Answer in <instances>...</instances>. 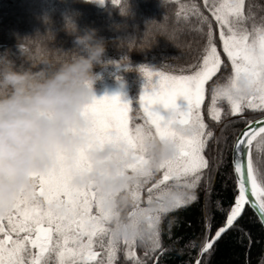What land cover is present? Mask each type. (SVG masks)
Masks as SVG:
<instances>
[{
  "label": "snow or ice",
  "instance_id": "6c2138e0",
  "mask_svg": "<svg viewBox=\"0 0 264 264\" xmlns=\"http://www.w3.org/2000/svg\"><path fill=\"white\" fill-rule=\"evenodd\" d=\"M180 10L191 34L189 61L175 71L139 66L145 77L138 96L142 123L134 127L129 117L132 100L119 95L93 99L87 107L91 120L88 143L72 163L58 162L47 173L34 175L33 187L0 213V264H113L121 245L132 264H147L148 257L165 251L160 239L163 217L196 202L201 183L205 235L193 264H200L222 234L237 227L246 207L264 225V15L258 17L245 0H184ZM181 97L182 106L177 103ZM206 99L212 120L221 122V102L228 105L224 115L233 117L227 121L231 131L224 134L226 125H222L215 136L217 154L211 163L204 154L214 136L204 120ZM149 137L172 142L175 153L161 161L157 171L145 172L146 182L133 192L137 203L128 215L139 217L131 222L140 229L139 235L115 238L108 225L110 210L93 188L74 186L71 178L90 167L89 150L113 142L125 146L126 156H134L129 169L143 170ZM221 140L230 161H226ZM226 162L233 181L227 206L217 200L216 207L209 208L215 173ZM216 211L223 219L209 238ZM176 220L168 221L169 236ZM137 245L144 249L143 257H137ZM97 247L106 251V258Z\"/></svg>",
  "mask_w": 264,
  "mask_h": 264
},
{
  "label": "clouds",
  "instance_id": "9594fccd",
  "mask_svg": "<svg viewBox=\"0 0 264 264\" xmlns=\"http://www.w3.org/2000/svg\"><path fill=\"white\" fill-rule=\"evenodd\" d=\"M99 7L111 5L128 15L131 0H84ZM63 27L72 35V47L56 46L51 27L17 36L20 64L6 49L0 52V213L7 212L21 193L33 187L32 177L53 169L58 162L70 165L88 143L91 120L87 107L96 98L93 84L103 63V38L94 28L79 29L73 15L63 14ZM45 25L50 17H42ZM187 133V129H179ZM147 161L143 170L127 167L135 158L124 154L122 143H107L87 153L90 167L71 178L77 187H91L110 210L108 225L115 238L139 235L128 212L136 206L133 192L157 171L161 161L175 153L168 140L146 138Z\"/></svg>",
  "mask_w": 264,
  "mask_h": 264
},
{
  "label": "trees",
  "instance_id": "16d2710c",
  "mask_svg": "<svg viewBox=\"0 0 264 264\" xmlns=\"http://www.w3.org/2000/svg\"><path fill=\"white\" fill-rule=\"evenodd\" d=\"M183 2L184 0H131L129 14L122 16L110 4L99 7L85 3L84 0H0V52L10 46L8 51L15 53L9 54L10 58L20 64L22 57L16 50V45H12L17 42V36L32 35L37 30L43 32L46 26L54 31L56 46L66 49L72 47V35L63 27V14L69 13L74 16L79 29L94 28L97 37L103 38L105 51L102 60L109 58L129 62L133 69L140 65H151L154 69L175 71L188 62L191 56V34L183 25L180 10ZM245 3L252 4L258 17L264 15V0H245ZM45 15L50 17L49 25L43 23L42 17ZM101 67L102 63L94 65L93 72L97 73ZM135 78L133 77L134 81H127L133 95L137 96L139 79ZM203 109L205 123L214 133L204 152L211 163L213 156L217 154L215 136L219 134L222 125H226L224 134L231 131L232 125L227 124V121L233 117L224 115L227 112L225 110L219 124L212 120L207 114V99ZM228 139L231 141V136ZM220 147L225 150L226 161H230V153L222 140ZM230 172V163L226 162L215 173L214 184L207 199L209 208L214 209L217 200L224 201V207L227 206L228 189L233 184ZM196 194V202L163 217L160 239L165 251L158 256L148 257L147 264H152L153 260L156 264H193L205 235L203 183L196 189ZM171 217H176L177 220L173 223L169 236L168 221ZM222 219V213L214 212L209 238L220 226ZM136 251L138 257L144 256L141 246L137 245ZM262 254L264 228L256 214L247 207L238 220L237 227L222 234L215 242L211 254L206 253L200 264H261ZM114 262L132 264L131 259L124 262L121 257Z\"/></svg>",
  "mask_w": 264,
  "mask_h": 264
},
{
  "label": "rangeland",
  "instance_id": "374dc122",
  "mask_svg": "<svg viewBox=\"0 0 264 264\" xmlns=\"http://www.w3.org/2000/svg\"><path fill=\"white\" fill-rule=\"evenodd\" d=\"M186 37L188 39L189 35H187ZM12 45H16V43L15 44L13 43ZM9 54L12 55L15 53L9 50ZM148 67L154 69L151 65H149ZM97 73L99 74L98 78L95 80L93 84L96 97L99 98L100 96H104V95H109V96L119 95L122 100L124 99L132 100L131 110L129 112L130 126L134 127L135 124L142 123L140 119V115H138V113H140L138 96L140 92L143 90V87L145 85V77L143 73L139 71V68L133 69V66L129 62L116 61L114 59L105 58L103 59L101 69ZM133 77L134 78L136 77L137 80L139 79L138 80L139 88H138L137 96L133 95L132 93L133 91L131 90L130 84L127 81V80L134 81ZM177 103L182 106L185 102L181 97L177 99ZM219 106L222 109V114L225 112V110L226 111L228 110V105L226 102H221ZM160 110L163 112V109ZM140 114L142 115V113ZM249 115L252 114L249 113ZM4 223L6 225L7 222L4 221ZM136 252L137 251L135 247V253ZM127 259H125L124 262L129 261V259L131 258H127ZM114 263L115 262H113V264Z\"/></svg>",
  "mask_w": 264,
  "mask_h": 264
},
{
  "label": "flooded vegetation",
  "instance_id": "af4514ba",
  "mask_svg": "<svg viewBox=\"0 0 264 264\" xmlns=\"http://www.w3.org/2000/svg\"><path fill=\"white\" fill-rule=\"evenodd\" d=\"M95 250L98 251V252H100L101 255L104 256L105 258L107 257V253H106V251L101 252V250H100L98 247L95 248ZM120 257H121L122 259H124V260L127 259L126 256H125V253H124V246H123V245H121L120 248L117 250L115 260H116L117 258H120ZM98 258H99V257H98ZM115 260H114V261H115ZM127 260H128V259H127ZM114 261H113V262H114Z\"/></svg>",
  "mask_w": 264,
  "mask_h": 264
},
{
  "label": "water",
  "instance_id": "95a60500",
  "mask_svg": "<svg viewBox=\"0 0 264 264\" xmlns=\"http://www.w3.org/2000/svg\"><path fill=\"white\" fill-rule=\"evenodd\" d=\"M247 208V207H246ZM250 208V207H249ZM252 210V209H251ZM245 211V210H244ZM253 211V210H252ZM254 212V211H253ZM255 213V212H254ZM256 214V213H255ZM256 216L258 217V219H259V216L256 214ZM260 221V220H259ZM263 226V228H264V225H262ZM205 255V254H204ZM202 259V258H201Z\"/></svg>",
  "mask_w": 264,
  "mask_h": 264
}]
</instances>
